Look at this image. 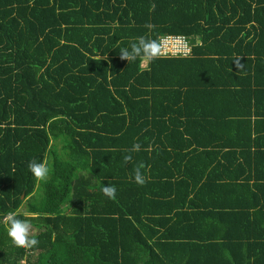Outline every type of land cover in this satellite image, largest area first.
<instances>
[{"label":"trees","instance_id":"obj_1","mask_svg":"<svg viewBox=\"0 0 264 264\" xmlns=\"http://www.w3.org/2000/svg\"><path fill=\"white\" fill-rule=\"evenodd\" d=\"M142 35L189 54L121 60ZM9 212L39 243L0 223V264H264V0H0Z\"/></svg>","mask_w":264,"mask_h":264},{"label":"clouds","instance_id":"obj_2","mask_svg":"<svg viewBox=\"0 0 264 264\" xmlns=\"http://www.w3.org/2000/svg\"><path fill=\"white\" fill-rule=\"evenodd\" d=\"M150 10H155V5L150 6ZM145 27L148 29H154L156 26L147 23ZM161 47L157 40L150 39L147 36L136 37L130 42L127 47H121L119 50V58L129 62L141 60L145 66L150 64L152 61L160 57ZM141 150L139 143H134L127 151L129 153L138 152ZM132 155L128 154L123 157L125 163L132 160ZM145 165L141 162L137 165L131 176V179L138 185L146 183V176L141 171ZM27 170L31 173L32 177L37 182H46L50 175V168L45 161H37L36 159L31 160L27 164ZM116 187L114 185L107 184L106 186L101 184L100 192L107 198L116 199ZM0 223L6 228L7 235L14 247L23 248L25 250L33 249L38 245L39 240L33 233V225L30 219L18 218L16 212H9L3 215Z\"/></svg>","mask_w":264,"mask_h":264},{"label":"built area","instance_id":"obj_3","mask_svg":"<svg viewBox=\"0 0 264 264\" xmlns=\"http://www.w3.org/2000/svg\"><path fill=\"white\" fill-rule=\"evenodd\" d=\"M158 43L161 47L160 57H183L189 54L190 46L183 36L163 35Z\"/></svg>","mask_w":264,"mask_h":264},{"label":"rangeland","instance_id":"obj_4","mask_svg":"<svg viewBox=\"0 0 264 264\" xmlns=\"http://www.w3.org/2000/svg\"><path fill=\"white\" fill-rule=\"evenodd\" d=\"M144 65L145 64L141 62V66H144ZM16 212H21L22 214H26V209L22 203L19 205Z\"/></svg>","mask_w":264,"mask_h":264}]
</instances>
